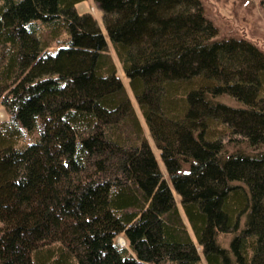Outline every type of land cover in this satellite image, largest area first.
I'll return each instance as SVG.
<instances>
[{
  "label": "trees",
  "instance_id": "16d2710c",
  "mask_svg": "<svg viewBox=\"0 0 264 264\" xmlns=\"http://www.w3.org/2000/svg\"><path fill=\"white\" fill-rule=\"evenodd\" d=\"M94 1L0 0V264H264V52Z\"/></svg>",
  "mask_w": 264,
  "mask_h": 264
},
{
  "label": "rangeland",
  "instance_id": "374dc122",
  "mask_svg": "<svg viewBox=\"0 0 264 264\" xmlns=\"http://www.w3.org/2000/svg\"><path fill=\"white\" fill-rule=\"evenodd\" d=\"M204 13L209 20L218 28V39L222 38H247L251 40L258 48L264 52V14L260 9V0H201ZM80 12L91 13L95 16L100 27L105 30L103 11L97 6L94 0H86L85 3L79 5ZM110 44V42H109ZM56 51L53 50V53ZM115 62L119 75L122 77L125 86L135 101L134 93L131 89L129 80L125 77L122 66L114 54ZM139 117L147 134L148 127L138 109ZM0 119L5 120V114L0 110ZM264 149V144L261 149ZM155 154L160 157V151L155 149ZM163 167V166H162ZM179 199V197L177 196ZM120 244H124V240L119 239Z\"/></svg>",
  "mask_w": 264,
  "mask_h": 264
}]
</instances>
